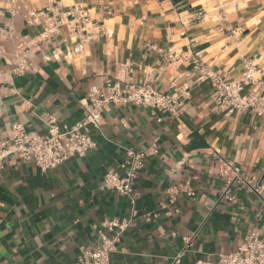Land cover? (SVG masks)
I'll list each match as a JSON object with an SVG mask.
<instances>
[{
  "label": "crops",
  "instance_id": "1",
  "mask_svg": "<svg viewBox=\"0 0 264 264\" xmlns=\"http://www.w3.org/2000/svg\"><path fill=\"white\" fill-rule=\"evenodd\" d=\"M13 1L0 0V138L15 124L43 134L50 115L78 121L79 102L106 78L150 83L185 108L170 117L107 105L97 147L46 173L10 157L0 172V264H73L82 248L100 246L102 223L131 211L127 198L101 190L105 174L120 168L128 150L154 143L158 153L135 181L139 215L112 264H174L182 253L179 264L214 261L236 251L250 229L264 237V117L220 111L215 85L193 70L199 62L238 77L248 57L264 71V0ZM74 4L92 9L106 35L74 52L63 28L54 42L32 49L31 72H13L17 47L43 32L46 13L64 19ZM225 164L247 181L228 186ZM177 186L195 197L170 193Z\"/></svg>",
  "mask_w": 264,
  "mask_h": 264
},
{
  "label": "built area",
  "instance_id": "2",
  "mask_svg": "<svg viewBox=\"0 0 264 264\" xmlns=\"http://www.w3.org/2000/svg\"><path fill=\"white\" fill-rule=\"evenodd\" d=\"M30 17L36 21L34 13ZM250 21L252 25L259 23L253 19ZM63 28H66L67 38L74 45V52L81 51L85 44L106 35L105 30L95 25L93 10L83 4L71 6L64 19L57 17L54 12H48L43 32L30 44L17 47L13 72H31L32 49L54 42ZM193 70L200 81L215 85L214 101L220 111L225 114L248 111L264 117V71L254 59L242 57V73L238 77H223L199 62ZM120 81L119 77L106 78L102 86H92L88 98L79 102L81 118L74 123L61 124L55 116L50 115L45 121L46 132L43 134L28 132L21 124L13 125L10 137L0 138V172L12 156L21 161L33 162L43 173L57 169L72 158L85 157L97 147L96 135L102 132L107 105L120 107L133 104L170 117H177L184 111L185 105L179 97L162 93L150 83H127L121 86ZM157 153V143L146 151L128 150L120 168L105 174L101 190L113 191L127 198L131 206L130 214L121 219L105 220L99 231L101 245L96 249L82 248L73 264H112V256L117 253L124 234L139 215L135 181L144 169L146 160ZM221 174L228 178V186L236 181H247L239 169L228 164L224 165ZM253 181L248 183L260 193V188ZM179 192H187L195 197V193L186 186H177L170 191L173 194ZM226 192H229L228 188ZM150 218L147 215L148 221ZM183 255L180 254L174 264H179ZM195 264H264V237L258 229H250L236 251L220 254L214 261L198 260Z\"/></svg>",
  "mask_w": 264,
  "mask_h": 264
},
{
  "label": "water",
  "instance_id": "3",
  "mask_svg": "<svg viewBox=\"0 0 264 264\" xmlns=\"http://www.w3.org/2000/svg\"><path fill=\"white\" fill-rule=\"evenodd\" d=\"M264 183V175H263V178L261 180V185Z\"/></svg>",
  "mask_w": 264,
  "mask_h": 264
}]
</instances>
